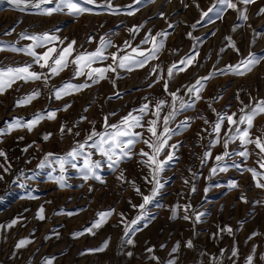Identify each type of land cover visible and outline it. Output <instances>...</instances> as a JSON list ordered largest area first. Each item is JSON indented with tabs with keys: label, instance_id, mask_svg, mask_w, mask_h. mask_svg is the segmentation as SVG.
Instances as JSON below:
<instances>
[{
	"label": "rangeland",
	"instance_id": "obj_1",
	"mask_svg": "<svg viewBox=\"0 0 264 264\" xmlns=\"http://www.w3.org/2000/svg\"><path fill=\"white\" fill-rule=\"evenodd\" d=\"M107 2L96 0V4L87 6L93 9L92 12L72 17L64 13L43 15L32 7L21 11L7 0H0V41L5 45L4 50H0V66L4 67L31 62L30 56L12 50L13 46L26 47L31 43L22 38L21 33L54 32L61 39L66 38V41H77L78 51L95 50L99 38L105 34L111 36L116 46L123 45L125 40H130L135 46L140 44L146 33H167L166 37H158L164 39V47L148 66L132 71L119 70L117 74L109 73V79L60 100L51 95V86H60L65 81L76 84L85 82V77H73L71 67L52 77L47 86L42 81H18L0 94V130H4V134L0 135V150L6 154V160L0 157V164L8 168L6 172L0 168V176L3 177L0 179V225H7L13 218H19L13 227L0 228V264H42L46 257H54L53 264H158L151 258L152 255L159 257L160 264H163L170 258L171 249L177 246V242L178 253L173 254L177 257V264H233V260L236 264H245V257L249 254L254 256L255 264H264V260L260 259L264 254V189L256 187V181L247 171V167H255L264 172L256 163L259 150L254 144L249 145L252 154L248 158L231 156L224 161L229 165L228 171H217L215 175L210 172L216 163L215 156L224 152L222 142L210 146V141L215 139L212 125L217 119V112L229 115L236 112L238 118L243 105L264 99V61L254 64L252 70L244 75L219 71L226 65L238 64L249 52L264 56V14H256L264 6V0H256L247 6V21L238 19L239 13L229 9L221 19H216V14L212 13L213 22L202 21L195 28L193 24L200 20L202 12L212 6L214 0H145L139 6L133 5L138 7L133 15L127 14V6L133 0H111L113 7L120 8L116 13L100 6ZM49 6L54 5H45ZM161 11L163 17L159 15ZM141 24L144 27L138 32L128 31L133 25ZM89 36L94 38L91 43L87 40ZM141 47L150 48L151 41ZM116 50V47H110L107 52L110 54ZM37 51L43 52L44 49ZM190 52L199 53L196 62L184 72L174 73L170 91L180 89V95H184L197 79L210 72L216 74L203 82L202 99L196 106L180 113L171 125L175 127L185 117H192L190 125L169 141V144L180 141L182 146L176 149V158L161 173L165 187L146 208L148 215L154 219L142 222L138 226L140 230L131 237L124 236L125 224L140 213L139 208L133 207L142 202V196L135 188H140L144 195L150 194L151 185L144 179L149 176V169L140 163L146 157L139 155L140 149L149 151L144 143H137L134 148L136 154L122 161L115 170H109L105 158L89 149L93 151L92 159L100 160L101 167L96 169L100 180L89 178L85 181L78 169L66 165V186L61 187L56 182L60 173L55 163L43 168L38 165L47 153H52L49 159L54 160L65 155L77 142H84L93 127L103 131L105 116L113 124L145 102L151 101L154 105L157 99L163 98L170 105L171 98L165 93L162 80L151 88L148 85L157 76L167 79L168 67ZM105 63L112 61L109 59ZM153 66L157 67V72L149 75ZM33 70L42 71L36 65ZM34 89H39L41 95L28 105L16 106L19 98ZM218 94L219 98L213 100ZM210 103L216 112L209 107ZM65 104L71 105L66 111L62 110ZM52 109H61L57 112V118L42 120L31 132L24 128L7 131L14 118L28 120L33 113ZM168 110L169 106H165L164 113ZM112 113L114 115H110ZM81 116L86 119L80 120ZM152 118L149 111L145 121ZM205 119L209 124L204 123ZM62 124L72 128L73 132L62 133ZM261 130H264V114L254 118L252 137L259 135ZM226 131L225 120L221 129L222 138ZM76 132L78 136L74 134ZM46 133H51L47 140L42 138ZM144 136L149 138L146 131ZM209 148L211 156L202 164L203 154ZM233 149L243 150L238 140L229 145V150ZM167 154L165 151L160 158ZM232 161L247 167L233 168L230 166ZM82 162V159L75 161L78 165ZM22 166L26 167L27 172L20 170ZM122 172L123 179H118ZM186 180L188 183H185ZM233 181L238 187H229ZM193 185L195 192L191 191ZM241 196L247 202L241 200ZM185 204H191L194 212L204 213L201 221H196L194 215L192 219L184 220L182 208L176 218H171L172 208ZM41 206L45 209L44 220L36 215ZM110 209H114V213L101 228L95 230V234L85 231L99 219L97 213ZM122 219L125 224L121 223ZM225 226H231L233 232H221L220 229ZM77 232L83 234L75 236ZM254 232L256 235L252 236ZM22 238L29 239L31 243L16 248V243ZM128 238L134 239L135 244H125ZM106 239L109 243L103 251H85L99 248ZM189 240L192 241L191 248L185 246ZM161 245L164 247L161 248ZM233 246L238 250V256L234 258L231 255ZM149 247L153 248V253L146 251ZM221 249L224 250L223 255Z\"/></svg>",
	"mask_w": 264,
	"mask_h": 264
},
{
	"label": "snow or ice",
	"instance_id": "obj_2",
	"mask_svg": "<svg viewBox=\"0 0 264 264\" xmlns=\"http://www.w3.org/2000/svg\"><path fill=\"white\" fill-rule=\"evenodd\" d=\"M7 2L14 7L20 9L21 11L27 10L29 7L39 10L43 15H52L53 13H64L68 16L78 17L82 13L92 12L91 7L88 5L96 4V0H7ZM151 2V0H149ZM256 0H214L212 6H210L206 11L202 12L200 20L193 24L192 27H196L202 21L213 22L211 20V14H216V19H221L222 14L227 10H235L239 13L238 19L247 21V6L252 5ZM145 3V0H133L131 5H128L129 11L128 15H133L141 4ZM45 5H54L45 7ZM101 7H106L113 13L119 12V7H113L111 0H108L106 5H100ZM187 6V5H185ZM199 6V5H197ZM243 6V7H241ZM257 15L264 14V6H261ZM161 17L164 13L161 11L159 13ZM144 25H133L132 28L128 29L130 33H136L139 29L143 28ZM169 28L172 27L171 24L168 25ZM236 29L234 25L233 30ZM255 31V30H254ZM22 38L31 41L26 47H12L13 51L22 52L30 56L31 62H26L20 66H0V94L4 93L7 89L12 88V86L18 81H23L25 83L32 81H42L46 86L50 84V80L54 76H58L62 71L72 68L73 77H85L84 83H72L70 81H65L60 86H51L50 93L55 97V99L60 100L64 96L71 95L76 92H80L85 88H89L94 84L100 83V81L109 79V73L117 74L119 70L132 71L134 69H141L150 64L157 58L158 53L164 47V39H158V37H166V32H156L154 35L146 33L140 44L133 46L130 40H125L123 45L116 46L112 42L110 35L105 34L99 38L98 46L95 50H77V41L71 40L66 41V38L61 39L58 35L50 34L49 32L37 33V34H20ZM191 36V33H188ZM214 35V33H213ZM260 35V33H257ZM134 38V37H133ZM93 37L89 36L87 38L88 42L93 41ZM230 39V38H229ZM151 41L150 48H142L141 45L148 44ZM235 47V45H232ZM4 42L0 41V50H4ZM110 47H116L117 50L108 54L107 50ZM43 48V52H38L37 49ZM130 49V51H128ZM223 51V49H221ZM239 52V49H236ZM123 53V54H121ZM199 55L198 52L195 54L189 53L181 59L178 63H174L167 69V79L164 77L157 76L151 84L148 85L149 88L153 87L156 83L163 81L164 91L170 96L171 103L166 99H157L155 104L152 105L151 101L145 102L140 105L139 108L129 111L125 116L121 117L118 123L110 124L109 117H104L103 131H97L94 127L91 132L88 133L84 142H77L74 147H72L65 155L56 157L54 160H50L52 153H47L44 160L38 167H45L47 164L55 163L59 169L60 175L56 177V182L61 186H66L65 173L67 171V166L73 169H78L82 173V177L85 181L89 178L100 180V176L97 174L96 169L101 167L100 160H94L93 151L99 153L105 158L107 167L109 170H115L122 161L125 159H131L134 152L135 145L137 143H144L149 151L140 149L139 155L141 157H146V159H141L140 163L144 164L149 169V176L144 177L145 181L151 185L150 194L144 195L141 193L140 188H135V191L142 196V202L139 205H133V207L139 208L140 213L132 219L130 222L126 223L121 220L124 226V236L134 235L139 231V225L147 220L154 219L153 216H149L146 208L150 205L160 194L161 190L165 187V184L161 181V173L165 171L168 164H170L175 158V151L181 147L180 141L175 144H169L171 138L181 131L185 130L192 120V117H185L183 121L177 124L175 127L171 125L175 122L176 117L187 111L188 109L194 108L196 103L202 99L201 91L203 89V82L214 76L215 72H210L207 76L201 77L195 81L194 84L188 87L187 92L184 95H180V89L176 91H170V81L173 78L175 72H184L189 66L196 62V56ZM111 59L112 63L106 64L105 62ZM264 61V56H257L254 52H249L248 56L242 59L236 65H226L225 68L219 69L221 73L231 72L233 74L244 75L246 72L252 70L254 64H258ZM101 66H94V65ZM38 66L42 71L37 72L33 70V66ZM47 70L46 72L43 70ZM243 69V70H241ZM157 72V67H151L149 75ZM90 82V83H89ZM113 84L115 81L113 80ZM41 95L39 89H34L31 93L24 95L19 98L16 102V106H23L30 104L34 99ZM118 95V94H117ZM219 98H213V100ZM238 98V97H237ZM147 99V98H146ZM251 99V98H250ZM242 103V102H241ZM165 106H169V110L164 113ZM70 104H65L63 106L64 111H66ZM212 108V104H209ZM61 109L52 110H41L32 114V118L24 120L23 118H14L13 122L8 125L7 131L11 132L14 129L24 128L31 132L42 120H55L57 118V112ZM87 109H85L86 111ZM216 112L215 108H212ZM151 111L152 119L145 121V117ZM239 116L237 118V113L227 114L224 112H217V119L212 125V131L215 133V139L210 141V146H214L217 143L223 144L224 152L222 154H217L215 156V165L210 169V172L215 175L217 171L226 172L228 171L229 165L225 164L226 158L231 156H239L241 158H248L252 153L249 149V145L255 146L259 151L256 153L258 159L256 163L259 165L260 169H264V130H261L260 134L252 137L251 129L254 127V118L258 114H264V99L254 100L253 103L248 105H243L239 109ZM114 115V113L110 114ZM86 117L81 116L80 120H84ZM227 121L228 131L224 132L223 138L221 137V129L224 121ZM205 124H209L208 120H204ZM244 127H241V126ZM136 129H140L137 131ZM60 131L63 133L65 131L71 133L72 128H67L66 125L62 124L60 126ZM145 131L149 134V138H145ZM206 131V129L204 130ZM4 134V130H0V135ZM79 135L78 132L74 133ZM51 136V133H46L43 135V139L47 140ZM23 139V137H20ZM239 141L240 147L243 149L241 151L229 150V145L233 142ZM91 141V143H89ZM35 143V142H33ZM32 145H28L31 147ZM25 151L27 150L24 149ZM167 151V155L160 158L162 153ZM204 158L201 160L203 164L205 159L211 156L210 148L206 150L203 154ZM0 157H5L6 154L3 150H0ZM77 159H82V164L78 165L75 163ZM231 167L241 168L247 167L246 165L237 164L232 161ZM0 168L4 171H8V168L4 164H0ZM55 170V169H53ZM247 171L252 174L253 180L256 181V187L264 189V172L258 171L255 167H247ZM259 178V179H258ZM0 179H3L0 176ZM118 179H123V172ZM103 182V181H101ZM185 183H188L186 180ZM219 187V185H216ZM229 187L236 188L238 184L236 182H231ZM91 190V188L89 189ZM192 192L196 191L195 185L192 186ZM207 191V189H205ZM241 200L247 202L245 197L241 196ZM182 208L184 215V220H190L194 218L196 221H201L204 213L194 212L193 206L191 204H185L183 206L177 205L172 208V217L176 218L178 211ZM44 207L41 206L37 211V218L44 220L46 217L44 215ZM114 209L107 211H102L97 213L99 219L95 220L88 226L85 231L88 233L95 234V230L102 227L104 223L107 222V218L114 213ZM71 215V213H69ZM123 218V213L120 214ZM19 218H13L7 225H0V228H11L18 223ZM145 226L147 224L145 223ZM221 232L227 231L229 234L233 232L231 226H225L220 229ZM82 232L74 233L75 236L82 235ZM256 233H252L255 236ZM251 239V236L249 237ZM127 245H134L135 241L132 238H128L125 241ZM31 243L29 239H20L15 247L23 248L27 244ZM109 241L106 239L102 242L99 248L86 249L87 252H99L103 251L108 247ZM186 247L191 248L192 241L189 240ZM164 245H161L163 248ZM179 242L177 246L171 249L170 258L163 262V264H177V257L173 254L178 253ZM148 253H153V248L149 247L146 249ZM253 252H255V246L253 247ZM224 254V250L221 249V255ZM129 256L132 255L131 252L128 253ZM232 257L238 256V250L233 246L231 250ZM153 260L159 262V257L152 255ZM54 257H46L42 261V264H53ZM218 261V258H213ZM260 259L264 260V254H261ZM233 264L236 261L233 260ZM245 264H255L254 256L249 254L245 257Z\"/></svg>",
	"mask_w": 264,
	"mask_h": 264
},
{
	"label": "built area",
	"instance_id": "obj_3",
	"mask_svg": "<svg viewBox=\"0 0 264 264\" xmlns=\"http://www.w3.org/2000/svg\"><path fill=\"white\" fill-rule=\"evenodd\" d=\"M20 170H21L22 172H27V169H26L25 166H22V167L20 168Z\"/></svg>",
	"mask_w": 264,
	"mask_h": 264
}]
</instances>
